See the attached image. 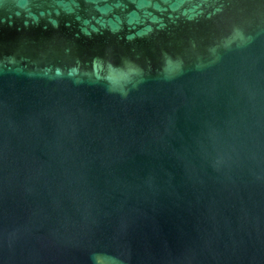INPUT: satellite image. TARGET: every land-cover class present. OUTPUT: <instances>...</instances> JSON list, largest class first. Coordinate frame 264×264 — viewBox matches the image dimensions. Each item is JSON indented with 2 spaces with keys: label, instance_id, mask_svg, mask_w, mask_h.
Returning <instances> with one entry per match:
<instances>
[{
  "label": "water",
  "instance_id": "95a60500",
  "mask_svg": "<svg viewBox=\"0 0 264 264\" xmlns=\"http://www.w3.org/2000/svg\"><path fill=\"white\" fill-rule=\"evenodd\" d=\"M117 261L264 264V0H0V264Z\"/></svg>",
  "mask_w": 264,
  "mask_h": 264
},
{
  "label": "clouds",
  "instance_id": "9594fccd",
  "mask_svg": "<svg viewBox=\"0 0 264 264\" xmlns=\"http://www.w3.org/2000/svg\"><path fill=\"white\" fill-rule=\"evenodd\" d=\"M170 63V58L165 61V67L163 68L165 73L168 72L169 69L167 65ZM111 72H113L115 75L110 78V83L112 86L108 88V91L118 93L122 97H127V86L133 83L132 77L134 75H140L141 69L131 62H125L123 67L114 66L111 68ZM116 264H121V262L117 261Z\"/></svg>",
  "mask_w": 264,
  "mask_h": 264
}]
</instances>
